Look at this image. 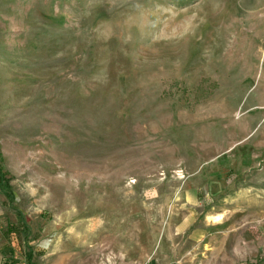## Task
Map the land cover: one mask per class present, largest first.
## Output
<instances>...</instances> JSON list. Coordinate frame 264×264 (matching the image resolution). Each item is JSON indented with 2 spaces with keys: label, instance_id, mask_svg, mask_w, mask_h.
Returning a JSON list of instances; mask_svg holds the SVG:
<instances>
[{
  "label": "rangeland",
  "instance_id": "374dc122",
  "mask_svg": "<svg viewBox=\"0 0 264 264\" xmlns=\"http://www.w3.org/2000/svg\"><path fill=\"white\" fill-rule=\"evenodd\" d=\"M0 264H264V0H0Z\"/></svg>",
  "mask_w": 264,
  "mask_h": 264
},
{
  "label": "trees",
  "instance_id": "16d2710c",
  "mask_svg": "<svg viewBox=\"0 0 264 264\" xmlns=\"http://www.w3.org/2000/svg\"><path fill=\"white\" fill-rule=\"evenodd\" d=\"M0 186L3 192L7 195V197H9V199H12L11 193L8 191V188H9L8 180L6 179L5 174L4 172H2L1 168H0ZM27 258H28L29 264H34L32 262L31 253L28 254ZM4 264H7V263H4Z\"/></svg>",
  "mask_w": 264,
  "mask_h": 264
},
{
  "label": "built area",
  "instance_id": "2783aa9c",
  "mask_svg": "<svg viewBox=\"0 0 264 264\" xmlns=\"http://www.w3.org/2000/svg\"><path fill=\"white\" fill-rule=\"evenodd\" d=\"M19 264H27L26 262H24V261H21Z\"/></svg>",
  "mask_w": 264,
  "mask_h": 264
}]
</instances>
